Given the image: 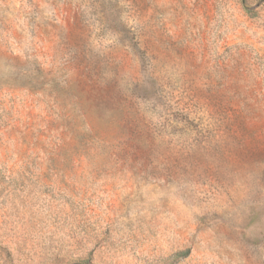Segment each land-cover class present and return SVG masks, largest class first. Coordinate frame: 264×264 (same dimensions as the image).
I'll return each mask as SVG.
<instances>
[{
	"label": "rangeland",
	"instance_id": "rangeland-1",
	"mask_svg": "<svg viewBox=\"0 0 264 264\" xmlns=\"http://www.w3.org/2000/svg\"><path fill=\"white\" fill-rule=\"evenodd\" d=\"M0 264H264V0H0Z\"/></svg>",
	"mask_w": 264,
	"mask_h": 264
},
{
	"label": "trees",
	"instance_id": "trees-1",
	"mask_svg": "<svg viewBox=\"0 0 264 264\" xmlns=\"http://www.w3.org/2000/svg\"><path fill=\"white\" fill-rule=\"evenodd\" d=\"M81 263H84V261L82 262V261H80Z\"/></svg>",
	"mask_w": 264,
	"mask_h": 264
}]
</instances>
